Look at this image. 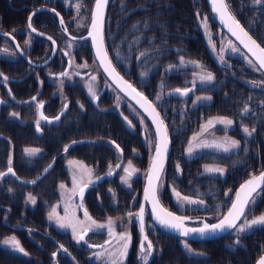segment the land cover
<instances>
[{
  "label": "flooded vegetation",
  "instance_id": "flooded-vegetation-1",
  "mask_svg": "<svg viewBox=\"0 0 264 264\" xmlns=\"http://www.w3.org/2000/svg\"><path fill=\"white\" fill-rule=\"evenodd\" d=\"M77 2L82 3L79 13L75 8ZM226 2L240 24L264 47V3H254L253 0ZM94 3L95 0H0V33L10 34L0 35V49L9 50L8 54L0 53V73L9 78L7 83L0 78V101H4L0 103V154H11V167L16 174L7 175L0 181V242L15 236L28 253L25 255L0 243V264H3L5 254L9 259L17 260L15 264H21L22 259L34 264H95L90 253L98 248H91L89 244L103 245L107 239L105 232L90 231L85 238L86 243H78L69 230L57 227L48 219V213L60 196V185L70 184V172L74 165H70L69 161L90 165L94 180L102 177L85 190L83 206L92 217H119L123 223H129L131 243L124 264H143L139 259L141 234L138 218H129L127 213L138 212L142 204L149 169L142 173L144 170L140 164L146 158L144 145L148 132L145 127H140L132 108L144 115L154 130L155 139L156 133L148 116L109 79L95 55L92 39L88 36ZM197 4L202 11L213 16L208 0H108L103 20L104 46L112 65L124 80L153 102L164 121L168 151L159 199L164 208L176 215L192 217L187 222L189 227H199L200 221L205 219L208 223L218 221L227 212L240 184L249 175L260 172L245 175V171L250 169L244 166V139L253 143L249 165L257 169L259 137L246 136L242 131L243 125L234 119L227 133L240 141V148L227 153L214 149L199 154L185 152L204 115L201 114L199 120L193 119L195 110L201 105L211 104L213 96L211 100H200L194 104L192 100L196 87L187 96L170 94L177 88H193V80L187 79L192 75L190 64L171 71H167V67L179 65V57L194 61L197 37H202L207 52L206 34L200 31L202 27L196 17ZM30 15L32 26L36 29L34 33L28 28ZM210 16L207 18L208 25L212 22ZM213 22L224 31L214 17ZM78 24L81 26L78 27ZM73 37L76 39L73 40ZM29 40L30 44H25ZM17 44L20 48L16 47ZM237 46L251 59L240 45ZM142 52L146 53L143 57L140 56ZM203 55V66L215 61V57L208 53ZM85 62L88 65L86 68L77 67ZM152 62H160L156 75H151L149 71ZM230 67L222 65L221 71L213 72L216 78L224 76L231 79L230 84L233 85H228V91L234 85H246L244 76L247 74L241 66L237 70L232 64L231 68L237 70L234 72ZM64 71L69 72L70 78L58 75ZM142 72L147 75L141 77ZM92 76L96 77L95 81H91ZM247 76L254 78L250 74ZM257 76H260L258 72ZM61 79L64 80L62 87ZM88 82L93 84L97 100L89 94ZM212 83L205 88H210ZM247 86L260 89L253 83ZM158 93L161 94L159 101L155 99ZM33 97L36 99L33 100ZM41 101L44 102L43 107L38 109L37 104ZM65 103L66 109L63 108ZM41 112L52 122L42 120ZM12 113L19 115L12 116ZM57 115L60 119L52 120ZM124 117L131 121L132 127ZM38 119L39 131L36 125ZM170 123L174 124V129ZM111 141L120 146L122 154ZM66 145L67 151L64 150ZM26 148L39 149L40 152L29 156L24 151ZM153 155H150L147 167H150ZM37 159L42 161L39 163ZM128 161L138 169L131 178V187L121 182L123 167L116 168L117 164L126 166ZM6 163L7 159L4 165ZM208 164L225 168L224 175L206 173L204 166ZM110 165L113 174L107 175ZM4 167L0 172L7 170L8 167ZM45 169L48 171L45 172ZM33 180L36 183H29ZM173 188L183 196L203 200L204 204L178 203L173 197ZM109 189L114 191V198ZM29 194L36 198L35 204L28 200ZM260 199L256 208L263 203ZM74 200L77 205L81 202L78 195L74 196ZM144 206L145 232L155 249L148 264H183L185 258L197 260L196 257H208L213 253L215 243L235 250L244 245L243 236L252 231L241 234L239 244L233 230L207 239L182 237L178 232L159 226L151 214L150 204L144 201ZM185 242L192 253L184 249ZM60 245L67 252L60 249ZM53 253L56 255L53 256ZM203 264H218V261L205 260Z\"/></svg>",
  "mask_w": 264,
  "mask_h": 264
},
{
  "label": "snow or ice",
  "instance_id": "snow-or-ice-1",
  "mask_svg": "<svg viewBox=\"0 0 264 264\" xmlns=\"http://www.w3.org/2000/svg\"><path fill=\"white\" fill-rule=\"evenodd\" d=\"M254 3H264V0H253ZM108 0H95L94 8L91 12V25L90 30L88 32V36L91 37L93 46L96 49V57L100 61L101 66L103 67L104 71L116 81L117 85L121 88V91H124L127 95L132 96L133 99H136L137 103L140 104L142 108L146 112H148L149 116L152 117L153 123L156 125V143H155V155L152 157V161L150 164V168L147 175V184L144 188V200L151 204V214L155 221L160 224L162 227L166 229L173 230L178 232L182 237H192L197 236L200 239L205 238L209 234H216L218 232H226L229 230H233L237 235L236 243L239 244L240 240L239 237L241 234L251 231L257 227H264V212H262L258 216H253L251 219H248V216L251 215V212L254 208L249 207L250 205L255 204L256 194L259 191H264V171H261L258 175L252 174L251 177L246 180L243 184L240 185L239 189L235 193V198L231 202V206L228 208L226 213H223L216 223H208L207 220H201L199 227H189L187 225L188 221H191L193 218L188 216H179L175 213L169 211L168 209L164 208L160 203L159 199V189L163 187L161 183V176L163 173L164 168V156L167 152V129L164 125V121L160 118L159 112L156 111V108L152 101H149L148 98L142 93L137 91V89L128 81L124 80V78L116 71V68L112 65L111 59L108 57V53L104 46V37H103V20H104V9L107 5ZM82 7L81 2H77L75 5L76 11L79 13ZM212 7L213 11L220 16L221 21L228 27L229 31L232 32L234 36L240 40V43L244 45L245 48L248 49L252 56L255 57V60L248 59V64L252 65L256 68L257 71H264V47H261L260 44L253 39L247 31L240 25V22L235 18V16L230 11V7L226 0H212ZM39 11V10H37ZM53 11H55L53 9ZM58 15V14H57ZM199 15V13L197 14ZM32 15L28 17V28L31 32H36V29L32 26L31 23ZM60 23L63 25L64 21L61 18ZM202 24L205 28H207V17L203 18ZM81 26L78 24V27ZM135 27V25L133 26ZM147 27V25H145ZM65 31L67 29L65 28ZM0 35H10L7 33H0ZM51 40V37H48ZM76 38L73 37V40ZM53 43H55L53 41ZM25 44H30L29 41H25ZM17 48H20V45H16ZM69 47H71V43H69ZM228 47L233 52H238L237 49L231 41L228 43ZM213 49L215 50V45H213ZM221 55L219 56V60L221 63L224 62V48L220 49ZM0 53L8 54L9 50L7 48L0 49ZM68 55V53H65ZM146 53L142 52L140 54L141 57L145 56ZM117 56L119 54L117 53ZM139 59V58H138ZM71 63V61H70ZM188 64H193L197 68L200 69L198 73L194 75L198 77L199 81L204 83H211L214 81L215 76L212 72L207 71L205 67L199 61H186L184 57H179V65H169L168 70L171 71L176 69L180 66H187ZM87 63L78 65L77 67H87ZM60 77H69L70 74L68 71H64L58 74ZM79 75V73H76ZM141 77L147 75V73L142 72ZM0 78L7 83L8 77L5 76L3 73H0ZM96 77L92 76L91 81H95ZM193 88H177L173 90V93L170 94H179L181 96H187L190 92L193 91L195 88V80L192 82ZM258 82H253L254 86L257 85ZM61 87L64 84V80H60ZM161 88L164 87L163 83H161ZM87 90L91 95L93 100H97L98 96L95 91V88L91 82L86 83ZM10 91V90H9ZM33 100L36 98L33 97ZM157 101L161 99V94H157L156 98ZM212 97L204 96V97H197V101L199 100H211ZM0 103H4V101H0ZM44 102H39L37 104V108H42ZM117 106H119V97L117 100ZM83 107V105H81ZM63 108H67V103L63 105ZM250 110L247 106L243 109L242 114L248 113ZM63 114V113H61ZM12 116H18V113H12ZM40 118L46 122H52L49 120L48 117L44 116L43 113H40ZM60 116L57 115L56 117L52 118V120L58 121ZM124 120L128 123L130 127H132L131 121H128L127 117H124ZM219 123L225 125L226 127L233 125V120L227 117H217L210 119L206 122L205 125L201 126L202 132L207 131L213 124ZM143 123V121H141ZM37 131L40 130V119L36 121ZM163 128V131H162ZM242 131L245 133L246 136H252L255 132V129H249L248 127H243ZM199 135V134H198ZM197 140V136H194L192 140L189 141V147L187 152L189 154L193 153L194 147L195 148H215L218 150H222L223 152H229L233 149H238L241 147L239 140H234L231 137H223L219 139H214L211 142L209 141H200L193 145V141ZM75 143V142H73ZM111 143L115 146V148L121 152L120 146L115 143V141H111ZM65 151L68 150V146L66 145L64 148ZM25 153L29 156H35L39 149L35 148H26ZM135 151V150H133ZM245 152L248 151L247 148L244 149ZM11 157L8 161V168L6 172H0V181L3 180L4 177L7 175L15 176V172L11 167ZM70 165H75L77 171L74 172L72 176V184L73 187L70 190H66V185L61 184L60 188L62 191V196H67L68 200L71 201L73 196L78 195L80 198V204L77 205V208H83V197L85 194V190L88 189L91 185H93L96 180L102 179V177H96L95 180L93 179V169L88 168L80 161H69ZM51 164L49 168H51ZM123 167L124 175L120 177L121 182L130 185L131 178L135 175L138 170L133 166L131 161H128L126 166H122L121 164H117L116 168ZM177 170L179 171V165L176 166ZM204 170L206 173H219L220 175H224L226 169L221 166H213V165H205ZM48 169H45L47 172ZM113 169L111 165L109 166V171L107 175H112ZM77 175H79V180L77 179ZM85 177L87 179L85 180ZM17 179H19L17 177ZM29 183H36L35 180L30 181ZM11 191V189H9ZM109 192L112 194L113 198L115 197V193L112 189H109ZM231 192V190H229ZM173 195L176 197L178 203H187V204H204L203 200H193L191 197L182 196L180 192H178L175 188L172 189ZM228 195V193H225ZM28 200L31 201L32 204L36 203V198L29 194ZM57 206H53L51 211L48 214L49 220H55L56 224L62 229H70L72 233V237L76 242L86 243V236L90 231H94L97 229H107L108 235L110 237L109 240L105 241L103 245H89L91 248H100L103 251L95 252L94 256L96 258L106 257V264H124V260L128 254V249L131 243V234L128 231L116 233L115 232V224L116 220L112 217H108L107 220L103 223L96 221L93 219L90 214L87 212V209H84V219L81 220L77 214L76 209L72 208L70 210V204H65V212L63 216H60L56 211ZM145 206L141 204L140 209L136 213L129 212L127 216L129 218L135 216L138 218L139 224V232L141 234V240L139 244V259L143 262V264H148L150 257H152L154 253V245L151 240L148 239V236L145 232ZM121 219V218H117ZM200 219V218H196ZM243 221V222H240ZM31 231V230H29ZM113 240L116 241L115 247L109 250L105 245H111ZM3 245L8 246L9 248L16 250L20 253L28 255L25 249L21 246L20 241L15 236L6 237L2 242ZM184 249L188 253H192V249L190 246L185 242L183 244ZM60 249L67 252V249H64L63 245H60ZM56 253H53L55 256ZM196 255H205L204 253H196ZM257 264H264V256H261L258 260Z\"/></svg>",
  "mask_w": 264,
  "mask_h": 264
},
{
  "label": "trees",
  "instance_id": "trees-1",
  "mask_svg": "<svg viewBox=\"0 0 264 264\" xmlns=\"http://www.w3.org/2000/svg\"><path fill=\"white\" fill-rule=\"evenodd\" d=\"M185 50L187 51V48ZM204 53L207 54L204 41L202 37H197L194 48V57L201 58L204 56ZM158 65H160V62H152L150 64L149 71L150 73H152L151 75H156ZM242 70L244 74L247 73L252 75L254 77L253 79L260 78V76L264 77L262 71L253 72L252 70L247 69V67H243ZM257 72L260 74L259 77L257 76ZM247 74H245V76H247ZM228 78L224 76H218L212 83L210 87L211 89L207 88L205 90L212 94V102L211 104L201 105L198 109H196V113L193 119L199 120L201 114L205 115L213 112L225 113L232 116V119H234V121H237L239 124H242L243 127H248L250 130L255 129L253 135H257L259 137V167L257 169H254L252 165H249L252 160L250 156L252 155L251 152L253 143L252 141H250V139L245 138L244 149L247 148L248 151H244L243 159L244 166H248V168L250 169L249 171H245V175L248 176L255 171H261L264 169V92L261 89L247 86L248 83L245 80L244 81L246 85H234L232 90L228 91V87L233 85L230 84L232 82L231 79ZM245 106H247L250 111L246 114H242ZM170 124L174 129V124ZM4 157L5 154H0V159L3 160L5 159ZM1 162L3 161L0 160V163ZM260 197L263 203L258 207L260 209H264V191ZM243 239L244 245L242 247L236 248L235 250L226 249L221 243H215L212 246L214 249L212 248L213 253L211 254V256L196 257L197 260H191L192 258H185L183 264H203L205 260L211 262H215L217 260L218 264H253L260 252L264 250V227H257L253 229L250 233L245 234L243 236ZM220 247L222 248L221 252ZM15 263H18V261L9 259L7 254L4 255L3 264ZM21 264L34 263L22 259Z\"/></svg>",
  "mask_w": 264,
  "mask_h": 264
},
{
  "label": "rangeland",
  "instance_id": "rangeland-1",
  "mask_svg": "<svg viewBox=\"0 0 264 264\" xmlns=\"http://www.w3.org/2000/svg\"><path fill=\"white\" fill-rule=\"evenodd\" d=\"M201 7L197 4V14L199 13L198 11L201 12V14L199 13V15L196 14V17L197 19L199 20V23L201 25V29L200 31H203V33L206 34V39H207V53L210 55V56H213L215 57V61L213 60V62L209 65L208 63H206V66L205 69L207 71H210V72H215L217 70H220L222 67V65H228L229 67L231 66L232 67V64H234V66H236L239 70L243 67H247V69H250L252 70L253 72H256V68L253 67L252 65H249L248 64V57H246V54L241 50V48L239 46H237L235 40L230 36V34L227 32V31H223L219 26H217L218 24H215L213 22V16L211 17L210 16V13L207 12V14L202 11L200 9ZM208 15L211 17L210 20H212V22L210 23V25L207 24V28H205L202 24V21H203V18L208 17ZM248 32V31H247ZM249 33V32H248ZM229 41H231V43L237 48L239 49L238 52H233L231 51V49L228 47V43ZM213 45H215V50L213 49ZM210 48V49H209ZM221 48H224V52H223V55H224V62L221 63L220 60H219V56L221 55V52H220V49ZM203 56V55H202ZM235 56H238V57H235ZM231 58V59H230ZM188 61V60H187ZM194 61H199L202 65L203 63L205 62L203 58H200V57H196L194 59ZM204 61V62H203ZM205 65V64H204ZM188 66V65H187ZM241 66V68L239 67ZM190 71H192V75L187 77V79H192L193 81L195 80V94H194V97H193V100L192 102L197 103V97H204V96H212L211 94H208L207 92H205V90L207 88H205L207 86L208 83H204L202 84L198 77L195 76L194 74L195 73H198L200 71L199 68H197L195 65L193 64H190ZM230 67V70L234 72L235 69H232ZM235 70V71H237ZM167 71H168V67H167ZM236 74L239 75L238 72H235ZM183 76V75H182ZM240 77V76H239ZM216 79V77H215ZM214 79V80H215ZM244 80L247 81L248 84H252L253 82H256L257 80V85L258 87L264 92V77L260 76V78H256V79H253V78H249L248 76H245L244 77ZM254 80V81H253ZM153 81H156V80H153ZM152 81V82H153ZM214 82V81H212ZM254 85V84H253ZM150 101V99H148ZM200 101V100H199ZM206 101V100H204ZM156 108V107H155ZM132 114L133 116L136 117V119L139 121L140 123V127L141 128H146L147 129V132H148V137L146 138V143L144 145L145 147V154H146V158L145 159H142L141 160V164H140V168H142V173L143 172H146L147 169H149V166L147 167L148 165V161L150 160V155L151 154H154V150H155V143H156V139H155V135H154V130H152V128L149 126V123L146 121V118L144 117L143 114H141V112H138L137 110L133 109L132 108ZM217 117H227L229 119H232L230 118L229 115H225V113H218V114H205L203 115V117H201V125L199 127V129L196 131V135L194 136H197V140H194L193 141V145H195L196 143L200 142V141H209L211 142L212 140L214 139H219V138H223V137H231L232 139H234L231 135H229L227 133V129L230 127H226L225 125H222V124H219V123H215L213 124V126H211L209 129H212V130H207V131H204L202 132V129H201V126L202 125H205L206 122L210 119H213L214 118H217ZM141 121H143V123H141ZM214 128H218L219 131L216 132V130ZM199 134V135H198ZM236 140V139H234ZM189 147V144L186 145V154H189L187 152V149ZM135 148V147H133ZM207 149H211V150H218V149H215V148H195L194 147V150H193V153L192 154H199L201 153L202 151L204 150H207ZM259 149V148H258ZM218 151H222V150H218ZM11 155V154H10ZM10 155L8 156H5V159H7V161H9V158H10ZM18 155V154H16ZM5 159L3 160V162L0 163V169L5 166L4 168H7L8 167V163H5ZM39 161V163L42 161V159H37V162ZM144 162V163H143ZM38 163V165H39ZM84 165H86L88 168H91L90 165H88L87 163L85 162H82ZM145 164V166H144ZM37 165V164H36ZM37 165V166H38ZM209 165V164H208ZM213 166H220L218 164H212ZM222 167V166H221ZM92 169V168H91ZM138 170V169H137ZM140 170V169H139ZM77 169H76V166L74 165L73 166V170L70 172V184H64L66 185V190H68L70 192V190L72 189L73 187V184H72V176L74 174V172H76ZM256 174V173H254ZM251 176V175H249ZM248 176V177H249ZM77 179L79 180V175H77ZM87 179V177H85V180ZM62 190L61 188H59V198L54 202L53 206H57L56 208V211L57 213L60 215V216H63L64 215V212H65V204L66 203H69L70 204V210L72 208H75L76 209V214L77 216L83 220L84 219V207H83V210H81L80 208H77V204L74 200V196L71 198V201L68 200L67 196H62ZM261 192V191H260ZM260 192H258V194H256V198H255V204L254 205H250L249 207H252L254 208L255 205L257 204L258 205V202H259V199L261 198V194ZM173 194V193H172ZM183 196V195H182ZM174 199L177 201L176 197L173 195ZM183 204V203H181ZM52 206V207H53ZM51 211V210H50ZM262 212H264V209H260L258 207V209L255 207V209L251 212V215L248 216V219H251L253 216H258L260 215ZM49 214V213H48ZM91 216V215H90ZM92 217V216H91ZM108 217H111V216H107L106 218H97V217H92L93 219H95L96 221L98 222H105L107 220ZM119 217H114L113 219L116 220V224L114 226L115 228V232L116 233H120V232H124V231H128V232H131L130 231V226H129V223H123L121 221V219H117ZM135 218V216H134ZM54 222V224L59 227L55 220H52ZM128 222V221H127ZM240 222H243V221H240ZM60 228V227H59ZM66 230H69L71 232L70 229H66ZM253 230V229H252ZM94 231H99V232H105L106 233V241L110 239L109 235H108V231L107 229H97V230H94ZM233 238H236L235 236ZM236 240V239H235ZM116 245V241L113 240L112 244L111 245H105V247H107L109 250H111L113 247H115ZM103 251L102 249L98 248L96 250H91V253H90V258L92 261H94L95 264H106V257H102V258H96L94 256V253L95 252H101ZM127 257V256H126ZM126 259V258H125ZM125 261V260H124Z\"/></svg>",
  "mask_w": 264,
  "mask_h": 264
},
{
  "label": "water",
  "instance_id": "water-1",
  "mask_svg": "<svg viewBox=\"0 0 264 264\" xmlns=\"http://www.w3.org/2000/svg\"><path fill=\"white\" fill-rule=\"evenodd\" d=\"M208 2H209V5H210V9H211V11H212V14L214 15V18H215V20L222 26V28L223 29H225L230 35H231V37L237 42V44H239L242 48H243V50L253 59V60H255V57H253L252 56V53H250L249 51H248V49L247 48H245L244 47V45L242 44V43H240V40H238L237 39V37L236 36H234L233 34H232V32H230L229 31V29H228V27L221 21V19H220V16L217 14V13H215L214 11H213V7H212V0H208ZM241 25V24H240ZM242 26V25H241ZM244 28V27H243ZM245 29V28H244ZM246 31V30H245ZM249 34V33H248ZM250 35V34H249ZM251 36V35H250ZM252 37V36H251ZM253 38V37H252ZM254 39V38H253ZM257 42V41H256ZM258 43V42H257ZM259 44V43H258ZM262 47V46H261ZM94 51H95V55H96V49H95V47H94ZM99 61V60H98ZM99 63H100V61H99ZM101 65V64H100ZM102 67V66H101ZM102 69H103V67H102ZM103 71H104V69H103ZM117 71V70H116ZM105 72V71H104ZM264 72V71H263ZM105 74L109 77V79H111L116 85H117V83H116V81L115 80H113V78L112 77H110L106 72H105ZM118 86V85H117ZM119 87V86H118ZM120 88V87H119ZM121 89V88H120ZM124 92V91H123ZM128 96H130V95H128ZM130 98H131V100H132V102L139 108V109H141L147 116H148V118H149V120L151 121V123H152V125H153V127H154V129H155V133H156V125L153 123V119H152V117L151 116H149V114H148V112H146L145 110H144V108H142L141 106H140V104H138L137 103V101H136V99H133L132 98V96H130ZM157 111V110H156ZM162 131H163V128H162ZM156 140H157V137H156ZM167 140H168V138H167ZM167 151H168V144H167ZM154 155H155V151H154ZM153 155V156H154ZM166 155H167V152H166V154H165V156H164V163H165V158H166ZM150 168V167H149ZM7 170H5L4 172H6ZM149 171V170H148ZM262 171H264V170H262ZM261 172V171H260ZM260 172H258V173H256V175H258ZM251 176H249L248 178H246L241 184H243L246 180H248L249 178H250ZM146 184H147V177H146ZM240 184V185H241ZM240 187V186H239ZM239 187H238V189H239ZM264 186H262V188H263ZM237 189V190H238ZM234 198H235V196H234ZM144 194H143V200H142V204H144ZM150 204V203H149ZM231 206V205H230ZM229 206V207H230ZM141 207V206H140ZM150 207L152 208V206H151V204H150ZM140 209V208H139ZM154 221H155V219H154ZM156 222V221H155ZM217 222V221H216ZM216 222H214V223H216ZM157 223V222H156ZM158 224V223H157ZM159 226H161L160 224H158ZM162 227V226H161ZM162 228H164V227H162ZM165 230H167V231H171V232H175V231H173V230H170V229H166V228H164ZM227 232V231H226ZM223 233H225V232H218V233H216V234H209L208 236H206L205 238H203V239H207V238H212V237H216V236H218V235H220V234H223ZM190 238H194V239H200V238H198L197 236H192V237H190ZM88 244V243H87ZM89 245H91V244H89ZM261 256H264V252L258 257V259L254 262V264H257V262H258V260L260 259V257ZM149 262V261H148Z\"/></svg>",
  "mask_w": 264,
  "mask_h": 264
}]
</instances>
